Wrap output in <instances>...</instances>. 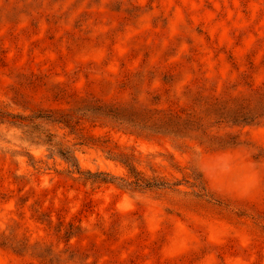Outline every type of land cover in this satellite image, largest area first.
Instances as JSON below:
<instances>
[{
	"label": "rangeland",
	"instance_id": "1",
	"mask_svg": "<svg viewBox=\"0 0 264 264\" xmlns=\"http://www.w3.org/2000/svg\"><path fill=\"white\" fill-rule=\"evenodd\" d=\"M0 264H264V0H0Z\"/></svg>",
	"mask_w": 264,
	"mask_h": 264
},
{
	"label": "trees",
	"instance_id": "2",
	"mask_svg": "<svg viewBox=\"0 0 264 264\" xmlns=\"http://www.w3.org/2000/svg\"><path fill=\"white\" fill-rule=\"evenodd\" d=\"M37 118H41L47 121H57L62 122L60 120H52L51 115H37ZM64 123H68L65 121ZM26 129V135L30 137L31 142L37 145H46L49 147L50 151H54L59 154L67 163H70L73 167L78 168L76 163V159L70 149H68L64 144H62L58 140H54L52 134L48 132V130L42 127L38 122H32L30 125H23Z\"/></svg>",
	"mask_w": 264,
	"mask_h": 264
}]
</instances>
